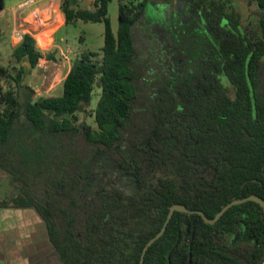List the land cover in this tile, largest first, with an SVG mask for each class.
Returning a JSON list of instances; mask_svg holds the SVG:
<instances>
[{
  "label": "trees",
  "instance_id": "trees-1",
  "mask_svg": "<svg viewBox=\"0 0 264 264\" xmlns=\"http://www.w3.org/2000/svg\"><path fill=\"white\" fill-rule=\"evenodd\" d=\"M80 1L60 0L65 24L103 23V46L74 59L60 96L44 98L22 84L24 62L34 68L53 58L30 35L11 53L20 65L15 76L0 67V172L18 187L0 207L34 209L62 264H139L171 205L212 219L233 200L264 199V0H257L254 38L230 0H117L116 34L110 0H94L91 8ZM153 3H185L189 22L156 28L148 16ZM138 35L148 44L145 58ZM6 77L14 89H3ZM96 88L94 129L78 124V115ZM97 151L116 154L140 183L129 200L104 185L78 196L82 169ZM238 228L242 235L232 244ZM262 260L264 209L247 201L214 224L174 212L142 264Z\"/></svg>",
  "mask_w": 264,
  "mask_h": 264
},
{
  "label": "rangeland",
  "instance_id": "rangeland-1",
  "mask_svg": "<svg viewBox=\"0 0 264 264\" xmlns=\"http://www.w3.org/2000/svg\"><path fill=\"white\" fill-rule=\"evenodd\" d=\"M16 1V0H15ZM138 2L140 0H131ZM234 16L240 21L241 27L248 37L254 38L260 35L258 16L259 8L257 0H230ZM93 3V2H92ZM92 3L86 0L79 2L80 8H91ZM160 9V10H159ZM186 4L176 3L173 7L162 6L153 3L150 14L152 24L156 28L164 25L174 24L186 25L189 22L186 14ZM2 10L0 11L1 14ZM107 17L114 34L118 27V1L110 0L108 4ZM54 33L46 37L36 39V49L44 56L52 55L53 58L43 65L34 68L24 62L25 74L22 84L27 85L40 92L41 97L60 96L63 90V79L68 73L74 59L88 52L101 53L103 46V23H91L76 21L72 24H63L58 21L54 24ZM10 26H6L4 34L0 38V67L5 68L8 74L15 76L20 65L11 57L15 46H11ZM136 47L143 58L148 50L145 39L139 35L136 37ZM8 81V83L6 82ZM225 87H229L228 82L222 78ZM15 84L8 77L3 80V89H14ZM100 94L98 88L95 89L93 100L85 113L78 115V124L85 122L92 128H96L93 110ZM99 185L106 187H118L124 193L125 200H129L139 189L140 183L131 175L126 174L119 166V159L116 154L110 151H97L86 161L82 169L81 181L78 189L80 198H87L92 190ZM18 192V187L4 173L0 172V197L9 200ZM242 235V228L229 236V241L233 244Z\"/></svg>",
  "mask_w": 264,
  "mask_h": 264
},
{
  "label": "crops",
  "instance_id": "crops-1",
  "mask_svg": "<svg viewBox=\"0 0 264 264\" xmlns=\"http://www.w3.org/2000/svg\"><path fill=\"white\" fill-rule=\"evenodd\" d=\"M26 1L4 0L0 31L2 36L6 26H10L11 46L13 33L20 26L32 31L36 40L54 33L58 21L65 24L60 0H40L19 9ZM47 17L51 18L48 23H39ZM0 264H62L49 242L43 220L34 209L0 207Z\"/></svg>",
  "mask_w": 264,
  "mask_h": 264
},
{
  "label": "water",
  "instance_id": "water-1",
  "mask_svg": "<svg viewBox=\"0 0 264 264\" xmlns=\"http://www.w3.org/2000/svg\"><path fill=\"white\" fill-rule=\"evenodd\" d=\"M87 2L92 3L94 0H86ZM247 201H252L255 202L257 204H259L261 206L262 209H264V199H261L260 197L256 196V195H251L248 196L246 198L243 199H236L231 201L230 203L226 204L225 206H223V208L214 216V218L209 219L207 218L203 212L201 211H191L189 209H187L184 206L178 205V204H173L170 206L166 220L161 228V230L152 238L150 239L146 245L144 246L143 250H142V254H141V258H140V262L139 264L143 263V258L145 255V252L147 251V249L158 239L162 236V234L164 233L166 226L168 224V222L170 221L172 215L174 212H181V213H186V214H198L202 217L203 221L207 224H214L230 207H232L233 205H237L240 203H244Z\"/></svg>",
  "mask_w": 264,
  "mask_h": 264
},
{
  "label": "built area",
  "instance_id": "built-area-1",
  "mask_svg": "<svg viewBox=\"0 0 264 264\" xmlns=\"http://www.w3.org/2000/svg\"><path fill=\"white\" fill-rule=\"evenodd\" d=\"M39 1L40 0H28L23 5H20L18 8L19 9L24 8L28 5L35 4L36 2H39ZM50 20H51V18L47 17V19H44L43 22H39V23H44V22L48 23V21H50ZM19 28L20 29L15 30L13 33V46H17L18 44H20L24 35H30L31 37L33 36L32 31L24 29L22 26H20ZM260 264H264V260H262Z\"/></svg>",
  "mask_w": 264,
  "mask_h": 264
}]
</instances>
